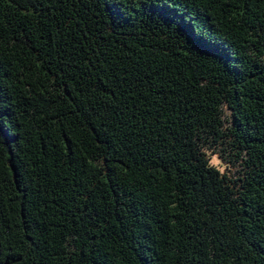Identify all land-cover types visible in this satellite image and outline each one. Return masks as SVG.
I'll list each match as a JSON object with an SVG mask.
<instances>
[{
  "label": "trees",
  "instance_id": "trees-1",
  "mask_svg": "<svg viewBox=\"0 0 264 264\" xmlns=\"http://www.w3.org/2000/svg\"><path fill=\"white\" fill-rule=\"evenodd\" d=\"M0 264H264V0H0Z\"/></svg>",
  "mask_w": 264,
  "mask_h": 264
},
{
  "label": "rangeland",
  "instance_id": "rangeland-1",
  "mask_svg": "<svg viewBox=\"0 0 264 264\" xmlns=\"http://www.w3.org/2000/svg\"><path fill=\"white\" fill-rule=\"evenodd\" d=\"M211 163L215 167H220V170L223 169V163L220 161V159L217 157V155L210 154Z\"/></svg>",
  "mask_w": 264,
  "mask_h": 264
}]
</instances>
